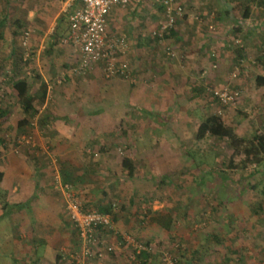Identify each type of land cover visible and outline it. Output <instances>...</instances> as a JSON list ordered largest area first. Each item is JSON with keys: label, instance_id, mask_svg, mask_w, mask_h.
<instances>
[{"label": "crops", "instance_id": "obj_1", "mask_svg": "<svg viewBox=\"0 0 264 264\" xmlns=\"http://www.w3.org/2000/svg\"><path fill=\"white\" fill-rule=\"evenodd\" d=\"M177 1L184 6V15L162 43L152 36L159 5L130 0L126 7L110 12L111 31L128 40L135 77L130 81L106 79L98 67L84 74L72 72L77 54L60 39L81 0H0V25L12 17L16 24L27 22L33 30L28 60L37 78L30 86L20 73L12 79L24 81L34 111L25 114L20 107L22 114L8 111L0 118V221L8 219L2 226L10 233L6 242L12 244L13 264H73L81 254L79 235L64 207L60 184L65 183L86 209L106 210L109 202L118 204L112 212L113 229L100 233L102 246L111 245L113 250L85 264H162L148 251L131 256L125 235L140 236L142 242L153 245L150 241L161 238L164 230L156 222L142 221L147 213L143 202L148 181L137 173V165H127L132 170L129 181L118 177L125 169L121 171L123 161L115 153L123 155V149L127 156L136 149L142 153L152 143L149 139L164 138L167 131L134 130V117H146L144 113L150 115L151 110L163 113L172 106L206 105V86L226 79L240 55L256 56L264 41V20L255 17L263 14V6L249 1L248 15L236 19L231 7L236 0ZM4 36L2 40L10 38ZM58 78H63L59 84ZM152 78L157 82H151ZM8 89L19 98L11 82ZM122 124L129 129L119 131ZM22 135H30L34 146L19 143ZM135 138L145 140L138 144ZM120 139H126V145L115 150ZM143 162V169H148V160ZM108 171H115L117 177ZM156 212L152 209L146 216ZM200 244L197 240L189 254H195Z\"/></svg>", "mask_w": 264, "mask_h": 264}, {"label": "rangeland", "instance_id": "obj_2", "mask_svg": "<svg viewBox=\"0 0 264 264\" xmlns=\"http://www.w3.org/2000/svg\"><path fill=\"white\" fill-rule=\"evenodd\" d=\"M236 1L231 4L236 19L245 18V6L249 7V1L264 7L263 0ZM255 17L264 20V12ZM28 24L24 22L18 25L14 18L8 17L0 25V61L5 62L0 64V101L11 115L14 112L22 114L23 110L18 103L19 98L8 89L9 81L23 75L30 86L37 79L29 60H23L24 49L20 44V36ZM261 31H264V27ZM5 34H9L10 38L2 40ZM259 47L261 49L255 53L256 56L245 53L236 58L226 79L210 82L206 86V105L172 106L163 113L148 109L151 110L150 115L144 113L146 117H134V130L167 131V134H164V138L149 139L152 143L143 148L142 153L137 149L136 153L128 156L125 152L127 149H123V155L115 153L116 157L122 158L121 171L125 169L118 177L131 178L132 170L127 167L134 165V168L138 166L137 173H143L148 181L145 188L147 198L143 202L147 213H143L142 221L151 224L157 218L165 225H162L163 236L151 240L153 245L148 244L151 251L158 254V259L162 250L176 256L179 264H228L236 258L244 263L259 264L264 258V163L256 164L241 150L255 134L264 133V86L255 83L257 75H264V41ZM31 52L32 46L28 51L29 56ZM216 67L215 64L213 68ZM152 79L151 82H157ZM236 80L245 83L236 85ZM224 85L239 92L235 102L230 105L217 102L210 91ZM179 114L181 117H176ZM210 115L219 116L223 124L246 140L245 144L241 143L238 152L226 138L209 134L196 137L199 125ZM127 128L122 124L119 131ZM136 140L139 144L145 139ZM126 142V139L117 141L115 150L126 145ZM136 147L141 149L140 145ZM144 159L148 160V169H143ZM108 172L117 177L115 171ZM114 203L113 208H117V202ZM152 209L160 211V215L146 216ZM5 221L8 219L0 221V264H13L12 244L6 242L10 233L6 231V226H2ZM137 237L142 240L140 236ZM197 240L201 244L196 253L190 255L192 245ZM132 252L133 249L131 256Z\"/></svg>", "mask_w": 264, "mask_h": 264}, {"label": "built area", "instance_id": "obj_3", "mask_svg": "<svg viewBox=\"0 0 264 264\" xmlns=\"http://www.w3.org/2000/svg\"><path fill=\"white\" fill-rule=\"evenodd\" d=\"M150 1L161 7V13L157 20V28L152 32L158 43L164 41L165 34L172 29L180 17L184 15V6L177 0H138ZM130 0H81V3L69 15L68 31L60 39L61 44H69L77 54V63L72 67L75 74H84L99 68L106 79L120 77L134 81L133 68L128 58L129 44L127 37L110 29V12L115 7H126ZM33 37L32 28H26L20 36V44L24 49L23 60L29 58L30 42ZM63 78H58L61 83ZM212 96L222 105H230L235 102L239 92L231 89L229 85L212 88ZM19 143L34 146V140L30 135H22L17 138ZM17 151V150H15ZM53 161L56 157L52 155ZM56 180L60 183L59 177ZM65 192V211L68 220L76 229L80 244L81 254L77 255L73 264H85L86 260L93 257L101 258L104 253L113 250L111 245L102 246L98 228L113 229V217L111 213L100 212L95 209L87 210L76 198L68 183L60 184ZM115 206V204H113ZM132 246V256L142 251H151L150 246L130 235L124 236ZM160 259L163 264H178L176 256L169 251L162 250ZM237 264V263H229ZM259 264H264V258Z\"/></svg>", "mask_w": 264, "mask_h": 264}, {"label": "trees", "instance_id": "obj_4", "mask_svg": "<svg viewBox=\"0 0 264 264\" xmlns=\"http://www.w3.org/2000/svg\"><path fill=\"white\" fill-rule=\"evenodd\" d=\"M262 2H264V0ZM247 15H248V13H245V16H247ZM172 29H170L169 32L165 34L164 39L168 37V35L171 33ZM155 40H156V38H155ZM9 82L12 83L13 87H16V90L18 92L19 99L21 102V106H22V109L25 112V114H28L30 111H34L33 106H32V99H30L27 96L26 84L24 83V81L23 80L13 81L11 79V81H9ZM255 83L257 86H264V75H257L256 79H255ZM41 99H43V97ZM6 113H8V110H7V108L3 107V104L0 101V118L2 116H4ZM205 134H209L211 136H215L218 138L228 139L230 145L235 150V152L239 151V148L242 146L241 143L242 144L246 143L245 139L239 138L232 129H230L225 124H223L222 119L217 115L208 116L199 125L197 133H196V137L202 138ZM241 150H242V152H244V155L247 158H251V160H253L256 164L264 163V133L258 132L257 134H255L250 140H248V144L247 145L245 144ZM113 204L109 203L106 207V210L102 209V210H98V211L112 214V212H113V206L112 205ZM87 210H89V209H87ZM160 213H161L160 211H157L153 216L155 217V215H156V217H157V215L158 214L160 215ZM154 221L160 225H163L161 222L158 221L157 218H155ZM163 226H165V225H163ZM103 230L106 231L107 229L104 227L98 228V235L99 236ZM137 240H139V239H137ZM145 244L148 245L147 242ZM143 252L145 254V252H147V251H142L141 253H143ZM147 253H149V255H156L159 258L158 254L154 253V251H149ZM146 255H148V254H146ZM229 263L248 264V263H244V262L240 261L238 258H236L233 261H230ZM178 264H179V261H178Z\"/></svg>", "mask_w": 264, "mask_h": 264}]
</instances>
